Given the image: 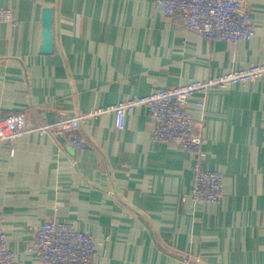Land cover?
Returning <instances> with one entry per match:
<instances>
[{
	"label": "crops",
	"instance_id": "obj_1",
	"mask_svg": "<svg viewBox=\"0 0 264 264\" xmlns=\"http://www.w3.org/2000/svg\"><path fill=\"white\" fill-rule=\"evenodd\" d=\"M249 7L256 35L232 42L182 30L155 0H0L14 19L0 21V118L41 125L263 63L264 0ZM186 109L203 167L224 173L219 202L193 200L194 154L152 140L145 106L123 129L112 112L82 121L79 148L67 132L0 140V228L14 264H47L28 246L49 218L92 234L97 264H264V79L195 93Z\"/></svg>",
	"mask_w": 264,
	"mask_h": 264
},
{
	"label": "built area",
	"instance_id": "obj_2",
	"mask_svg": "<svg viewBox=\"0 0 264 264\" xmlns=\"http://www.w3.org/2000/svg\"><path fill=\"white\" fill-rule=\"evenodd\" d=\"M155 4L182 30L197 32L208 40L237 42L256 35L249 0H155ZM0 21L13 22L12 11L0 9ZM255 79H264V62H251L244 68L157 88L146 95L126 96L115 104L94 107L76 116L36 126L28 125L24 113L13 112L0 118V140L13 142L25 132L42 135L67 132L69 142L79 148L88 145L78 132L82 121L112 112L115 127L123 129L127 116L136 107L145 106L152 121V140L172 142L194 154L190 192L193 200L219 202L223 197L224 173L203 167L204 137L194 131L195 119L187 111L186 104L195 93H208L215 88L244 84ZM7 240L6 232L0 228V264H14L15 261L16 254L7 247ZM28 249L36 252L40 260L47 264H97L95 237L78 230L70 222L55 218H49L34 230Z\"/></svg>",
	"mask_w": 264,
	"mask_h": 264
},
{
	"label": "water",
	"instance_id": "obj_3",
	"mask_svg": "<svg viewBox=\"0 0 264 264\" xmlns=\"http://www.w3.org/2000/svg\"><path fill=\"white\" fill-rule=\"evenodd\" d=\"M53 18H54L53 8L51 6H45L42 11L43 40L40 45V50L42 52H50L53 48V44H54Z\"/></svg>",
	"mask_w": 264,
	"mask_h": 264
}]
</instances>
